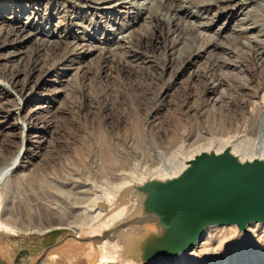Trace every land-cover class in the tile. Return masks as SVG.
I'll list each match as a JSON object with an SVG mask.
<instances>
[{"label": "rangeland", "instance_id": "rangeland-1", "mask_svg": "<svg viewBox=\"0 0 264 264\" xmlns=\"http://www.w3.org/2000/svg\"><path fill=\"white\" fill-rule=\"evenodd\" d=\"M0 81L10 86L0 87V168L29 132L0 190L1 223L15 230L0 231V254L40 264L61 235L59 259L41 264H70L78 241L63 243L97 191L164 177L174 151L235 137L250 158L264 146V0H0ZM232 229L157 264H264V227ZM79 247L74 264H91L89 244Z\"/></svg>", "mask_w": 264, "mask_h": 264}, {"label": "water", "instance_id": "water-1", "mask_svg": "<svg viewBox=\"0 0 264 264\" xmlns=\"http://www.w3.org/2000/svg\"><path fill=\"white\" fill-rule=\"evenodd\" d=\"M97 207L106 216L77 237L70 264L84 262L87 251L80 252L81 242L89 244L91 256V244L99 239L112 244L111 263L173 259L202 242L209 227L236 226L247 233L250 224H264V158L242 159L231 146L202 150L177 174L136 181L123 187L111 204L100 202ZM55 253L59 259L57 249ZM52 254H41L40 264ZM87 259L98 264L99 256Z\"/></svg>", "mask_w": 264, "mask_h": 264}, {"label": "bare ground", "instance_id": "bare-ground-1", "mask_svg": "<svg viewBox=\"0 0 264 264\" xmlns=\"http://www.w3.org/2000/svg\"><path fill=\"white\" fill-rule=\"evenodd\" d=\"M148 1V0H147ZM238 6V5H237ZM235 8V7H234ZM201 27V26H200ZM199 27V28H200ZM14 30V31H13ZM12 30V32L10 33L11 36H17L18 33L17 32H22L24 31V29L21 27V28H14ZM204 30V29H203ZM30 35V34H29ZM8 36V35H7ZM11 36H8V37H11ZM18 37V36H17ZM8 39V38H7ZM149 43V42H148ZM149 46V45H148ZM139 49V48H138ZM151 70V69H150ZM4 85L6 87H10L7 82H2L0 81V87ZM18 97V96H17ZM19 98V97H18ZM20 99V98H19ZM22 100V99H21ZM217 102V101H216ZM34 112V111H33ZM29 117V116H28ZM35 117V116H34ZM38 117V116H37ZM24 119V118H23ZM37 119V118H36ZM32 120V119H31ZM37 121V120H36ZM24 122V121H23ZM32 122V121H31ZM25 124V123H24ZM32 135V134H31ZM28 136H29V132L25 129V126H24V130H23V133H22V141H21V147L19 149V152L18 154L11 160V162L9 163L8 166H5V167H2L0 168V190L1 188L7 183V181L13 176L14 172L21 166V163L23 162V159L26 158V154H27V151L29 150L28 147H27V144H28ZM32 137V136H31ZM244 142H246L245 140H242V139H235L234 138H229L227 140H224V141H221V145L218 146V148L216 149V151L218 152V150H223L225 149L226 147L228 146H231L232 149H233V152L237 155H240V157L242 159H244V156L246 155L245 154V151L247 150L246 147H244ZM210 149V148H209ZM209 149H203V150H209ZM202 151V150H201ZM201 151H198V152H192V153H187L185 154L183 152V150L180 152V150L178 151H174L172 153V156H173V161L174 162L171 166L169 165L168 162H165L164 161V164H163V167L159 170L161 171H158L159 174H163V176H173L175 174H177L183 167H184V163L186 160H189L191 158H193V156L195 154H198L200 153ZM247 152V151H246ZM242 154V155H241ZM250 156V159L252 158H255V157H259V158H264V146L262 147H259V148H256L254 150H252ZM255 154L254 157H252L253 155ZM172 159V158H171ZM111 163L112 165H119V164H122L123 163V160L121 159V157L119 158H112L111 160ZM108 172H111V171H108ZM121 172H125L124 168L122 169ZM120 171H118V175L121 173ZM147 171H143V173H146ZM157 171H153L151 172L150 174L151 175H154L156 174ZM157 177V176H156ZM136 178L138 177H133L131 179H129L126 183L118 186V187H108L106 189H101L100 191H97L96 193V196L94 197V199L90 202L89 206H87L86 208V216L88 217V220H87V223L86 224H83L81 226H78L76 228H74V232L76 234V236H74V241H65L63 244L65 245H68V246H65L66 248H70L72 246L75 247L76 245V241H77V237L81 235L82 233V230L84 229H92L93 226H95L97 224V222H102L103 219L105 218L106 216V213L103 212L101 210L100 207H97L98 203L100 202H106L107 204H111L113 201H115L116 199V196L118 194V192L125 186H128V185H131L133 184L134 181ZM154 178V177H152ZM114 204L116 205V203L114 202ZM2 205V195L0 193V231H6V232H10V233H15V230L12 229L13 231H8L7 229H4L3 228V224L1 223L2 220H1V206ZM117 215H120V213L118 212ZM116 217V215H115ZM110 220V219H109ZM107 223H101L99 225L98 228H96L94 230L95 232V235H92V237H96L99 233V231L101 230L102 227H104ZM259 226H263L264 227V224H260V223H252L248 226V232L247 233H243V232H239L236 227L234 226H213V227H209L206 229V232H205V236L207 234H209V237H207V240L201 244V242L195 246L191 251L185 253V254H181L179 255L178 257L176 258H173V259H165V258H158L157 260H154L152 261L150 264H157V262L159 261H162V260H165L167 262H176V261H179L183 258H185L187 255H189L191 252H193V250H196L200 247L204 248V247H207L209 246L210 244V241H211V232L217 228H233L232 230H235L237 234H239L240 236H243V237H246L247 235H249L251 232H253V228L255 227H259ZM93 234V233H92ZM204 236V238H205ZM70 243V244H69ZM91 251H92V254L94 256H99L100 258V261H99V264H112L110 259H111V254L112 252L110 251L111 250V247H112V244L109 242V241H106L104 239H99V240H96L95 242H93L91 244ZM73 247V249H74ZM73 252V251H72ZM71 252V253H72ZM13 254V253H12ZM16 255V254H15ZM93 256V258H94ZM214 256L216 257V255L214 254ZM10 257V256H9ZM12 258V257H11ZM15 259V258H14ZM12 260V259H11ZM14 262V260H13ZM125 264H134L133 262L131 261H127L125 262Z\"/></svg>", "mask_w": 264, "mask_h": 264}, {"label": "crops", "instance_id": "crops-1", "mask_svg": "<svg viewBox=\"0 0 264 264\" xmlns=\"http://www.w3.org/2000/svg\"><path fill=\"white\" fill-rule=\"evenodd\" d=\"M60 238H61V235H58L54 240H53V244H52V248L51 249H49V250H45V251H43V252H41V254H44V253H53V252H55L56 251V249H57V243H58V241L60 240ZM52 237L50 238V241H52ZM8 250H9V248H8ZM33 254H31V256H32ZM8 258H6V255H4V254H0V264H11V263H9V260H7ZM13 260H14V262H13ZM12 260V264H15V262H16V260H17V258L15 257V259H13Z\"/></svg>", "mask_w": 264, "mask_h": 264}]
</instances>
